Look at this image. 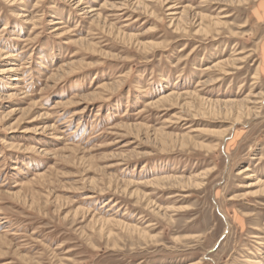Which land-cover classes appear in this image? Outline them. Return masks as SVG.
<instances>
[{"label":"rangeland","instance_id":"obj_1","mask_svg":"<svg viewBox=\"0 0 264 264\" xmlns=\"http://www.w3.org/2000/svg\"><path fill=\"white\" fill-rule=\"evenodd\" d=\"M77 1L0 0V264H264V0Z\"/></svg>","mask_w":264,"mask_h":264},{"label":"bare ground","instance_id":"obj_2","mask_svg":"<svg viewBox=\"0 0 264 264\" xmlns=\"http://www.w3.org/2000/svg\"><path fill=\"white\" fill-rule=\"evenodd\" d=\"M81 3H80V1L78 0L77 1V6H79ZM171 14H174V13H171ZM26 16V15H25ZM24 16V17H25ZM227 17V16H226ZM219 23H221L219 20L217 21V24H219ZM243 52H242V50H239V53L238 54H242ZM9 57H11L10 55H9ZM238 60V59H237ZM239 61V60H238ZM237 62V61H236ZM235 63V62H234ZM238 64V63H237ZM12 65H14V64H10V66H8V67H6V68H4L3 69V71H1L0 72V74H7V73H10V72H12V71H14L15 69L13 68V66ZM216 65V64H215ZM217 66V65H216ZM222 70H224V71H222L221 72V74H222V77H224V76H226V75H229L230 73H225V72H228L227 70H225V69H222ZM225 73V74H224ZM256 75H258V72L256 73ZM220 79H222L221 77L218 79V81L220 80ZM14 110V109H13ZM250 112H252V110H251V108H249V107H247V109H246V115H250ZM245 170H248L247 168L245 169ZM232 199V198H231Z\"/></svg>","mask_w":264,"mask_h":264}]
</instances>
